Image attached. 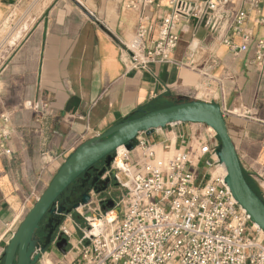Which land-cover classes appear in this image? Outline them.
Wrapping results in <instances>:
<instances>
[{
    "label": "crops",
    "instance_id": "obj_1",
    "mask_svg": "<svg viewBox=\"0 0 264 264\" xmlns=\"http://www.w3.org/2000/svg\"><path fill=\"white\" fill-rule=\"evenodd\" d=\"M128 1L0 0V115L9 117L11 150L0 156V255L78 144L180 97L220 105L243 173L264 197V79L250 63L255 39L264 37V0L248 10L245 0H229L214 30L210 13L181 20L172 27L178 42L171 61L134 68L122 55L137 24ZM169 1L145 9L149 37L171 13ZM240 9L247 10L244 26L253 37L247 50L233 53L223 39L241 42L229 27L230 14ZM207 132L204 124L177 123L140 138L185 150ZM117 189L112 183L105 193Z\"/></svg>",
    "mask_w": 264,
    "mask_h": 264
},
{
    "label": "built area",
    "instance_id": "obj_2",
    "mask_svg": "<svg viewBox=\"0 0 264 264\" xmlns=\"http://www.w3.org/2000/svg\"><path fill=\"white\" fill-rule=\"evenodd\" d=\"M155 1L129 0L125 5L137 16L132 39L122 44L126 67L170 62L178 42L173 25L189 16L200 20L210 13L208 24L214 30L226 14L224 7L229 0H170L172 11L158 25L157 36L151 38L145 9ZM245 4L247 10L256 9L259 0H245ZM247 10L229 16V27L241 38L238 44L223 39L233 53L247 50L253 37L244 26ZM250 63L264 79V37L255 39ZM8 121L6 114L0 115V156L11 153L6 145ZM140 135L133 148L137 149L136 157L128 156L133 149L125 151L123 166L113 165L117 177L123 175L117 185L123 193L113 199L118 211L112 208L104 212L115 211L113 226L105 223L93 233L90 218H83L84 227L80 228L72 214L67 215L51 247L56 249L60 233L69 249L62 257L74 255L70 263L59 264H264V231L250 221L225 184V168L214 152L215 134L198 136L185 150L170 145L158 148ZM90 195L92 203L83 209H92L97 217L102 214L98 204L106 199L92 191ZM75 229L81 231L80 238L75 236ZM45 254L36 264H41Z\"/></svg>",
    "mask_w": 264,
    "mask_h": 264
},
{
    "label": "water",
    "instance_id": "obj_3",
    "mask_svg": "<svg viewBox=\"0 0 264 264\" xmlns=\"http://www.w3.org/2000/svg\"><path fill=\"white\" fill-rule=\"evenodd\" d=\"M200 123L216 136L214 152L225 168L224 182L251 222L264 231V197L244 175L234 143L228 133L220 105L215 101L178 98L173 104L128 115L103 133L78 144L62 162L44 191L25 214L0 255V264H36L51 246L58 227L69 214L95 216L90 191L104 195L119 184L113 162L120 146L126 151L137 145L139 134L177 123ZM99 211L115 207L112 198L99 202ZM82 210V211H81ZM67 241L59 233L55 248L65 254Z\"/></svg>",
    "mask_w": 264,
    "mask_h": 264
},
{
    "label": "rangeland",
    "instance_id": "obj_4",
    "mask_svg": "<svg viewBox=\"0 0 264 264\" xmlns=\"http://www.w3.org/2000/svg\"><path fill=\"white\" fill-rule=\"evenodd\" d=\"M36 7H38V6H36ZM17 13H20V9L17 10ZM17 18L18 17H16V12H15V14L12 16V19L15 21ZM25 21L26 20L24 19V24H25ZM13 37H15V33H13ZM9 50L10 49H7L6 50V53H4V55H6L9 52ZM2 63H3V57L0 59V66L2 65ZM205 127H206V129L208 130V132L210 134L213 133V131H211L207 126H205ZM159 155H164V154L159 153ZM116 163L119 164V165H122L123 164L122 163V160L120 158L116 159ZM203 171H204V165H203V163H201V165H200V172L202 173ZM121 178H123V175H120L119 174V179H121ZM121 190H120V188H118L115 193L116 194L118 193V196H120L123 193V188ZM108 212H110V211H108ZM106 214L104 212H102L101 215L97 216L98 219L97 220L94 219V220H92V222L94 224H98L99 223L100 225H104L105 223H107V221L105 220ZM72 219H74L78 223V225H79L80 228H83L84 227V220H83V218L79 214L73 213L72 214ZM100 221H102V223H100ZM112 224H114V222H111L110 224H108V226L111 227V226H113ZM74 233H75V236L77 238H80L81 235H82V233H81V231L79 229H75ZM66 248H67V250H69L68 247H66ZM47 249L45 250L46 254L41 259V264H59V261L61 263H70L71 262V259L73 257L72 255H74L73 252H72L71 254H68L65 257H62V254L59 251H57L56 249H55L56 252L53 251V248H51V246H49Z\"/></svg>",
    "mask_w": 264,
    "mask_h": 264
},
{
    "label": "bare ground",
    "instance_id": "obj_5",
    "mask_svg": "<svg viewBox=\"0 0 264 264\" xmlns=\"http://www.w3.org/2000/svg\"><path fill=\"white\" fill-rule=\"evenodd\" d=\"M126 150L124 149V147H122V146H120L119 148H118V150H117V156H116V158H115V160H114V163H113V165L116 167V168H119V167H122L123 166V164L122 165H119V164H117L116 163V159L118 158V157H120V159L122 160V155H123V153L125 152ZM122 163H123V161H122ZM90 219V221H91V223L93 224V226H95V230H93V233L94 232H96V230L99 228V226H101L99 223L98 224H94L93 222H92V220H97L98 218L97 217H95V216H91V217H89ZM115 218H116V213H115V211H110V212H108L107 213V215L105 216V220L107 221V223H111V222H114V220H115ZM100 223H102V221H100Z\"/></svg>",
    "mask_w": 264,
    "mask_h": 264
},
{
    "label": "flooded vegetation",
    "instance_id": "obj_6",
    "mask_svg": "<svg viewBox=\"0 0 264 264\" xmlns=\"http://www.w3.org/2000/svg\"><path fill=\"white\" fill-rule=\"evenodd\" d=\"M110 194V193H109ZM108 193H104V197H105V199L107 200L108 198H112V199H115L118 195L116 194V195H114L113 193H111L110 195H109ZM105 200V201H106ZM105 201H103V203L105 202Z\"/></svg>",
    "mask_w": 264,
    "mask_h": 264
},
{
    "label": "trees",
    "instance_id": "obj_7",
    "mask_svg": "<svg viewBox=\"0 0 264 264\" xmlns=\"http://www.w3.org/2000/svg\"><path fill=\"white\" fill-rule=\"evenodd\" d=\"M253 186V185H252ZM254 187V186H253ZM254 189H255V187H254ZM256 190V189H255ZM257 191V190H256ZM258 192V191H257ZM259 193V192H258ZM260 194V193H259ZM261 195V194H260Z\"/></svg>",
    "mask_w": 264,
    "mask_h": 264
}]
</instances>
